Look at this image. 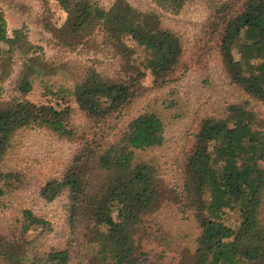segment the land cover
I'll return each instance as SVG.
<instances>
[{"label":"trees","instance_id":"obj_1","mask_svg":"<svg viewBox=\"0 0 264 264\" xmlns=\"http://www.w3.org/2000/svg\"><path fill=\"white\" fill-rule=\"evenodd\" d=\"M0 1L12 8L20 2ZM54 1L70 21L69 37L58 44L93 48L116 61L117 68L105 75L89 65L74 78L70 91L86 118V131L71 123L73 109L62 92L52 93L58 103L25 98L38 63L35 57L25 58L14 83L16 94L0 97V211L6 197L32 182L28 173L4 163L19 131L42 127L77 143L60 177L36 185L47 202L67 193L68 242L62 248L40 249L29 230L47 222L24 208L19 218L0 226V264H71L75 246L83 247L92 264H164L165 251L174 248L158 223L166 201L180 203L178 208L190 212L198 227L191 253L176 251L170 264H264V119L254 105L264 107V0H205L209 14L192 52L155 12L140 11L126 0H113L109 6L99 0ZM155 1L178 12L190 0ZM24 43L17 28L8 35L0 8V81L7 76L13 51H24ZM131 46L147 54L141 64L152 75L149 88L175 81L194 57L201 62L216 55L229 82L249 97L226 105L224 115L198 121L178 162V190L165 188L156 169L136 155L163 143V107L174 105L161 107L153 99L116 128L117 118L146 90L141 81L145 71L131 57ZM228 211L237 212L236 227L224 222ZM135 228L139 237L159 238L157 258L140 263L145 252L133 241Z\"/></svg>","mask_w":264,"mask_h":264},{"label":"rangeland","instance_id":"obj_2","mask_svg":"<svg viewBox=\"0 0 264 264\" xmlns=\"http://www.w3.org/2000/svg\"><path fill=\"white\" fill-rule=\"evenodd\" d=\"M18 1H20L17 2L19 6L14 8L7 2L0 1L8 35L17 28L25 37L24 51H13L7 66V76L0 81V97L6 98L16 94L13 87L25 58L35 57L38 63L32 67L35 70L31 74L32 86L25 98L32 101L47 100L58 103L60 100L52 93L62 92L73 109L71 123L86 131V118L74 102L70 91L74 78L78 77L77 74L83 67L89 65L105 75H112L117 68V62L87 46L74 49L62 48L58 40L69 37L70 21L54 0ZM99 1L102 5L109 6L113 0ZM126 1L140 11L155 12L165 27L182 36L189 52L195 50L202 24L209 14V7L205 0L187 1L178 12L164 9L155 0ZM146 55L141 47L131 46V57L145 71L141 81L146 90L127 111L122 112L117 118L116 128L123 126L153 99L157 100L161 107L168 103L174 105L167 109L163 107L162 113L165 114L163 143L156 148L136 151V155L156 169L165 188L171 187L178 190L181 181L178 162H180L181 153L190 145L198 121L206 115H224L223 109L226 105L249 99V97L239 87L229 82L216 55L205 56L201 62L194 61V57L192 66L175 81L162 88H149L152 75L148 68L141 64ZM254 105L264 119V107L259 103ZM170 110L177 113V117H173ZM76 147L75 141L57 138L51 131L42 127L27 128L18 132L13 141V148L6 155L4 163L28 173L32 182L6 197V206L0 211L1 227L8 226L15 218H19L22 209H30L47 222L46 227H35L29 230V235L35 238V244L40 249L62 248L66 245L71 235L67 223L69 197L64 192L52 201H44L38 196L36 185L46 178L60 177ZM179 204L171 201L163 202L158 212L159 227L164 230L163 237L166 241H171L172 243L169 244L174 247L165 251L161 258L164 264H170V255L177 256L176 251L188 249L190 254L195 246L197 223L190 212L182 210V207L178 208ZM224 222L231 227H236L239 223L237 212L228 211L224 215ZM132 238L134 243H137L145 252L140 263L158 257L162 249L158 237H139V231L135 228ZM71 249L73 250L71 264L93 263L92 257L84 256L86 251L83 247L75 246Z\"/></svg>","mask_w":264,"mask_h":264}]
</instances>
